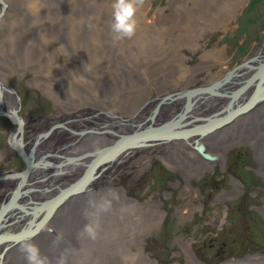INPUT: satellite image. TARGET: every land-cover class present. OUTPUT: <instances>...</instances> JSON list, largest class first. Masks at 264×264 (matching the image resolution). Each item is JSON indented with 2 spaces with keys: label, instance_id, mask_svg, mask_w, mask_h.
<instances>
[{
  "label": "bare ground",
  "instance_id": "1",
  "mask_svg": "<svg viewBox=\"0 0 264 264\" xmlns=\"http://www.w3.org/2000/svg\"><path fill=\"white\" fill-rule=\"evenodd\" d=\"M219 1H223L222 9L225 8V10L223 9L224 16H227L225 20L227 22L224 23L226 25L230 19L229 13L239 2L233 6L232 2L226 3L225 0H204L194 7L196 14L191 16H197L199 12L206 13L210 7L220 4ZM3 2L5 3V7L3 11L1 10L2 13L0 11V25H3L4 22L7 23V29L11 30V36L10 40L8 38L2 40V36H0V61L5 65L10 64L8 68L0 67V85L2 86L0 91V108L8 112V110H16L18 105L17 95H15L13 88L8 84L6 79L8 73L17 74L24 70H32L36 72V78L41 77L42 79L44 76H47L42 75L43 71L50 70L48 72V75H51L49 78L47 76L45 81L42 79L41 82L39 80L35 82L42 85L41 87L52 98L54 97L55 100L61 102L65 108V114L59 111L56 116L47 117L43 126L28 139L25 138L24 119L20 131L16 134L17 138L18 136L20 137L21 148L29 154L31 166L26 174L21 177L12 175L16 172H4L0 174V209L2 206L8 205L11 195L15 193L18 184L19 192H17V200L22 204V208L20 206H8L9 208L4 209V213H2L4 216L0 217V224L2 225L0 226L2 228L0 232L3 233L5 231L9 233V231H18L21 226H24L26 229L28 222L33 216L30 213V206L36 205L38 199H43V202L49 198H54V200L48 201L45 208L39 211L36 219H40L38 221L40 223L34 231L31 232L28 228L26 230L23 229L25 230L23 233L27 231L31 233L15 241H0V252L4 248V251L0 253V264H3L4 253L9 248H11V251L8 253L10 255L8 256L10 262L26 263L24 253L19 250L20 243L26 240L38 245L42 255L48 257L49 264H58L61 258L64 260V264H71V262H75L74 264L104 263L105 258L109 259L107 262L110 261L112 264L129 263L132 244L136 241L138 231L143 229L144 233L148 227H151V224L155 225L158 215L156 210L153 212L149 210L148 205H136L132 201H128L114 187L115 174L130 163V160L135 162L152 157L158 154L160 150L163 152L168 150L167 157L170 160L177 159L180 163L185 164L184 167H188L189 172H197L206 165V162L199 157V154L203 156L202 151H207L211 155L210 160L212 158L220 159V155H223L228 147L245 140L259 153L261 161L260 159L258 161L261 167L264 168V97H261V95L255 101L248 102V105L242 110H236V108V111H234L233 109L234 113L229 112V110L226 111L223 117L225 118L224 120L223 118L214 120L215 122L213 121V123H211L212 120H209L205 125L201 124L203 125H200L201 127L196 126L197 128L194 126L197 124L195 122L194 125L191 124L190 127L184 128V132H180L179 128H174L176 125H180V123H175V119L174 123L176 125L167 122L175 116L174 114L181 110L187 116L205 114L207 118L211 111L225 105L228 98L226 99L223 89L230 85H238L241 78L250 71L246 64L244 67H240L241 69L239 70H236L238 68L235 67L227 74V77L221 78L220 83L217 82L219 85L216 90L217 92H210L209 90L200 92L198 89V93L190 97L188 104L182 102L184 98L181 94L170 95L168 93L159 97L158 100H150L148 95L142 94L140 78L131 77L133 70H131L128 76L129 81L126 80L127 83L123 84L125 80L120 79L122 77L119 73L115 74L116 72L113 70L115 68L114 64H111L110 60H104L103 62L102 55L106 54L104 53L105 50L97 47L94 51V47L98 46L94 42L92 48L88 49L91 51L92 56L98 59L97 68L101 72L98 75H101L98 76L99 78H97L96 82H98V91L102 92V96L98 95V103H96L97 93L94 94V87L84 80L85 77H91V75L90 73H86L85 65L83 66L78 62L73 54H71L73 60H69L67 57L65 59L66 62L59 63L53 67L54 56L49 57V54L42 55L41 50L35 46L31 47L26 44L19 46L20 41L22 42L25 39L24 36L27 34V31L18 16L25 17L14 9L12 10L13 15L11 20H8V22L2 21L1 17L7 7V1L3 0ZM102 6L107 10H111L107 5L102 4ZM191 11H193V8ZM137 14H139L138 16L136 15L137 29L141 31L137 32L138 36L140 38L145 34L146 38L142 39L143 43L141 44L144 49L141 47L137 51H141L140 53L148 51L157 52L158 55H162L166 53L162 50L163 47L167 48L166 50H170V48L174 50V46L163 44L161 39L156 37L157 34L153 35L145 32L146 28L151 29V31L154 30V32L159 31V23H148L149 21H145V17L143 19V14L138 12ZM111 19L112 17L105 16L98 31L72 33V36L69 37L70 41H73V43L77 42L76 45L79 47H82V45L89 47L87 41L96 35L99 42L106 40L119 44V40H115L114 36L109 32L111 30L109 23ZM176 23L174 22L173 24L176 26ZM46 24L41 22L37 27H43L44 32H46L50 30L48 28L50 25L46 26ZM162 29L164 31L172 30L173 26L168 24L162 27ZM52 52L54 53V50ZM65 54L67 55V53ZM107 55L110 54L107 53ZM257 57L260 61L264 60V47ZM214 58L215 55L213 56ZM258 60L253 59L248 63L253 64L256 61L258 62ZM48 62L52 64L53 68L48 67L44 69L46 66H41V64ZM71 62L75 66H72ZM119 64L124 66V63ZM151 66L153 65L151 64ZM70 67H75L74 70H77H75L76 74L84 72V74H79L80 78L77 76L79 78L78 83L75 82L77 77L73 79ZM185 67L193 68L188 65H185ZM115 69H117V66ZM59 70L63 71L60 73L58 72ZM157 74L156 71L150 70L147 82L149 81L154 85H158L160 94L166 89H159L160 85L155 83L158 79ZM257 74H259L258 77L261 79L257 78L252 81L247 79L248 81H245V85H242L243 87L237 91V94L235 93V100L241 97H245L246 99L249 95H252L254 90L258 94L264 93L262 90L264 65ZM249 75L250 72L246 77ZM169 76L177 83L184 82L182 87H187L189 83V78L186 80L185 77L186 73H183L181 76L180 74L175 75V72H171ZM218 78L215 75L213 80H219ZM107 81L110 82L108 83ZM63 86L68 89V93L65 95L66 97L61 98V94L57 89ZM141 94L142 96H140ZM101 100L103 101L102 105H100ZM70 104H74L75 106ZM93 106L99 108L98 111L94 110ZM124 111L131 112L126 113L129 118L118 115L125 113ZM149 111V114H145ZM142 112L144 113V117L141 115ZM63 121L67 122L61 127L56 126ZM166 122L170 125L165 124L162 126ZM199 122L202 121L199 120ZM55 123L58 124L55 125ZM149 124L153 125V127L161 124V127L146 134L148 138L144 140L136 142H134L136 138H123L119 140L123 137V134L146 128ZM107 145L114 146L109 148ZM199 145L201 151L197 147ZM104 146L107 150L106 153H103L105 149L103 152H100V149L104 148ZM148 149H150L149 152L147 151ZM98 150L101 154H98L97 159L107 158L93 166L92 163H95V161L92 158ZM190 151H193L199 158L197 159ZM88 152H94V154H87ZM99 155L101 156L100 158ZM91 159L93 162L89 163ZM87 165H89V168L86 171ZM70 185H74L75 188L67 192L66 195L59 196L61 194L60 191L62 192V189L66 190ZM122 204L125 205L124 208ZM26 208L30 211H25ZM140 209H142L141 213L136 211ZM44 211H47V213L45 212V216L43 215ZM124 213L128 215L123 216ZM136 219H140L143 222V227L140 224L134 223ZM88 223L98 226L95 239L89 238L83 232L85 224ZM48 225L55 231L53 234L47 230H42ZM101 240H115L116 249L123 252L124 258L114 261L113 258L111 259V257L102 252L105 247L101 245ZM140 254L141 259L143 253L140 252ZM251 264H255V262Z\"/></svg>",
  "mask_w": 264,
  "mask_h": 264
},
{
  "label": "rangeland",
  "instance_id": "2",
  "mask_svg": "<svg viewBox=\"0 0 264 264\" xmlns=\"http://www.w3.org/2000/svg\"><path fill=\"white\" fill-rule=\"evenodd\" d=\"M6 1L7 7L1 17L2 21H10L14 9L25 17L18 16L27 31L24 36L25 39L20 41L19 46L23 44L35 46L41 50L42 55L54 56L53 67L66 62L67 57V59L73 60L74 56L78 62L83 66L85 65L86 73L91 75V77H85L84 80L94 87V94L97 93L96 103H98V95L102 96V92L98 91V82H96L98 76L101 75H98L101 73L97 68L98 59L94 58L88 49L92 48L94 42L98 45L94 47V51L97 47L105 50L104 53L106 54L102 55L103 62L110 60L115 68L117 66V69L113 68V70L116 72L115 74L119 73L122 77L121 80H125L123 84L127 83L126 80L129 81L128 76L133 70L131 77L140 78L142 94L148 95L150 100H158L164 94L181 93V90L190 87L209 84L216 80H213L215 75L219 77L218 79L227 77V74L235 67L238 68L236 70L244 67L245 65H241L242 62L251 58L252 60L253 58L257 59V55L264 47V0H225L226 3L232 2L233 6L239 2L229 13L230 19L226 25L224 23L227 22L225 21L227 16H224L223 9L225 10V8L222 9L223 1H219L220 4L210 7L206 13L199 12L197 16H191L196 14L194 7L204 0H144V4L138 13L143 14V19L145 17V21H149L148 23L160 24L159 31L154 32L153 29L151 31V29L146 28L145 32L157 34L156 37L161 39L163 44L174 46V50L172 48L166 50L167 48L163 47L162 50L166 53L162 55H158L157 52L140 53L141 51H137L141 47L144 49L141 44L143 43L142 39H146L145 34L139 38L137 33L141 32L139 29L133 38L119 40V44L106 40L99 42L96 35L87 41L89 47L84 45L79 47L76 45L77 42L70 41L69 37L72 36V33L98 31L104 17H112V9L107 10L102 4L110 7L112 0ZM192 8L193 11H191ZM1 10L2 2L0 1ZM111 21L112 19L109 22L110 25ZM41 22L47 23L46 26L50 25L48 27L50 30L44 32L43 27H37ZM174 22H177L176 26L173 24ZM168 24L172 25L173 29L164 31L162 27ZM109 32L114 36L111 30ZM0 36H2V40L6 38L10 40L11 30L7 29L5 22L0 25ZM69 55L71 56L69 57ZM214 55L215 58L213 59ZM118 62L124 63V66ZM44 64H41V66H46L44 69L52 67L49 62ZM71 65L75 66L72 62ZM185 65L193 68H187ZM0 67L8 68L10 64L5 65L0 61ZM74 68L70 67L73 79L77 76L80 78L79 74H84V72L76 74ZM63 70L58 72L61 73ZM150 70L158 73V79L156 78L155 83L160 85L159 89H166L160 94L158 85L147 82ZM49 71H43L42 75H47L49 78L51 76L48 75ZM171 72L181 76L186 73V80L189 78L187 87H182L184 82L173 81L169 76ZM249 72L251 73V70L241 80ZM36 76V72L32 70L6 75L8 84L11 85L18 98L16 114L27 118L28 121L24 125L26 139L43 126L47 117H54L59 111L65 114V108L61 102L55 100L54 97L52 98L41 87L42 85L35 82L36 80L41 82L42 79L45 81L47 76L42 79L41 77L36 78ZM79 78L77 77L75 82L78 83ZM240 82H237L238 85H241L242 82ZM238 85H230L223 91L234 89ZM57 90H59L61 98L66 97L68 89L65 86ZM237 90L238 88L225 96L226 99L228 98L225 103L229 104L230 107L242 103V97L235 100L236 94L232 95ZM182 96L184 98L182 102L185 103L186 95L182 94ZM102 102L101 100L100 105ZM70 105L75 106L74 104ZM95 108L97 107L93 106V109ZM124 112L118 115L129 118L126 113L130 111ZM149 113L150 111L145 114ZM143 114L142 112L141 115ZM204 115L200 114V116ZM188 117L185 115L181 122L189 120ZM197 121L199 120L194 122ZM16 126L17 124L7 115L0 114V174L21 171L26 166L22 156L8 142L9 134L15 130ZM149 150L147 151L149 152ZM159 152L152 157L135 162L130 160V163L121 168L114 177V187L128 201H132L136 205H148L149 210L152 212L156 210L158 213L155 225L151 224V227H148L144 233L143 229L138 231L136 241L132 244L131 258L127 264H139V262L140 264H203L205 260L211 264H218L220 259L239 255L242 251L240 244H236V251L230 253L224 248L226 243L223 241L220 243L216 254L210 250L207 244L210 242L209 235L212 232L214 234L219 232L215 239V245L213 244L214 249H217L219 241L224 240V233L229 230L226 228L225 221L227 219L228 222L231 218V215L226 216L229 211L227 201L230 198L236 196L241 202L246 196L264 195V168L258 161L260 159L259 153L249 142L243 140L228 147L225 153L220 155V159L209 161L210 159L199 154L206 165L197 172H189L188 167H184V163H180L177 159L170 160L167 157L168 150L166 152L160 150ZM190 153L197 159L199 158L193 151ZM42 200L38 199V201ZM255 200L256 198H254L253 204H256ZM250 202L252 200L246 198V204L248 205ZM122 207L124 208L125 205L122 204ZM136 211L141 213L142 209ZM232 211L233 214H241L236 204L232 205ZM244 212H248L246 205ZM127 215V213L123 214V216ZM240 219L234 216L233 224L243 227V230H248L245 232V236L257 241L259 235L254 223L242 219L243 224H237ZM134 223L140 224L141 227L144 225L140 219H136ZM257 226L264 232V223L260 219H257ZM47 227L52 228L50 225ZM54 232L51 231L50 233L53 234ZM101 241V245L105 247L102 252L111 259L116 261V259L124 258L123 252L116 249L115 240ZM10 251L11 248L4 253L3 264H26L10 262L8 260ZM140 252L143 253V259H140ZM137 255L139 256L137 257ZM108 260L105 258L104 261L102 260L104 263L99 262L97 264H112L110 261L107 262ZM74 263L71 262V264Z\"/></svg>",
  "mask_w": 264,
  "mask_h": 264
},
{
  "label": "flooded vegetation",
  "instance_id": "3",
  "mask_svg": "<svg viewBox=\"0 0 264 264\" xmlns=\"http://www.w3.org/2000/svg\"><path fill=\"white\" fill-rule=\"evenodd\" d=\"M250 60H252V58L251 59H248V60H246L242 65H247L248 66V68L251 70V73H250V75H249V77H244V79H242L241 80V87H243L242 85H245V81L248 79V80H254V79H261L260 77H258V75H257V73H259V68L256 66L259 62L260 63H262V62H264V60H258V57H257V60H258V62L256 61L255 63H253V65L252 64H250V63H248ZM251 74H253L255 77H251ZM220 80H221V78L219 79V80H216V81H213V82H211V83H209L211 86H212V83H214L215 85H218V83H220ZM247 80V81H248ZM218 82V83H217ZM250 83V82H249ZM208 83L206 84V85H209ZM238 85V86H239ZM203 86H205V85H203ZM219 86V85H218ZM236 87V88H234V89H228L227 91H226V93L224 92V94L225 95H227L228 93H230V92H233V91H235L237 88H238V90L241 88L240 86L239 87ZM195 87H199V88H197V90H195V92L192 94V93H189L188 92V89H191V88H195ZM195 87H190V88H187V89H184V90H181L182 92L181 93H178V94H184V95H186L187 93L188 94H190V95H186V97H185V104H188L189 103V97H191L192 95H194V94H196V93H198V91L200 90V92H203V91H201L202 90V86H195ZM211 88V87H210ZM199 89V90H198ZM217 89H215V90H209L210 92H217L216 91ZM237 90V91H238ZM263 92H264V82H263ZM208 91V90H207ZM237 91L236 92H234V94L236 93L237 94ZM186 93V94H185ZM223 93V92H222ZM177 94V93H176ZM176 94H171V95H176ZM255 94H257V96L258 97H260V95H261V97H264V93H261V94H258L257 93V91L256 90H254V92L252 93V95H249L246 99H245V97L244 98H242L243 100H242V102L243 103H241L238 107H237V109L239 108V107H242V106H244L247 102H249V100L252 98V96L253 95H255ZM251 97V98H250ZM188 98V99H187ZM186 101H187V103H186ZM227 104H225V105H223V106H221L219 109H217V110H215L214 112H210L208 115V117H209V119H208V117L206 118V116L207 115H204V116H197V115H189L190 117H189V120L191 119V121L189 122V120H186V121H183V122H181V120H182V118L184 117V115H185V112H182L183 110H181V111H179V112H177L176 114H174L173 116V118L170 120V121H167L168 123H172V125H174L175 123L177 124H179L180 123V125H176L174 128H179L180 130V132H184L185 131V129L186 128H188V127H190L191 126V124L192 125H194V121L195 120H200V121H202V122H199V121H197V124H195L194 126L196 127H201V126H203V125H205V123H207L209 120H212L211 121V123H213V121L215 120H218V119H222L223 117H224V114L226 113V111H228V107H229V105H227ZM227 108V109H226ZM235 108V107H234ZM98 109L99 108H95L94 110H97L98 111ZM187 109V108H186ZM236 109V108H235ZM234 109V110H235ZM236 109V110H237ZM222 110V111H221ZM232 108H231V110L229 109V112H232ZM56 112V111H55ZM180 113V114H179ZM214 114V115H213ZM54 115V114H53ZM183 115V116H182ZM211 115V116H210ZM20 116V115H19ZM198 117H199V119H198ZM205 117V118H204ZM216 117V118H215ZM179 118V119H178ZM193 118V119H192ZM211 118V119H210ZM212 118H214V119H212ZM22 119H23V122H24V119H25V123H24V125L25 124H27V118H23L22 117ZM174 119H175V121H174ZM206 121V122H205ZM214 121V122H215ZM65 122H67V121H63V122H60L59 124L58 123H55V125L56 124H58V125H56V126H62V125H64V123ZM164 123V124H162V126H164L165 124L167 125L168 123ZM175 122V123H174ZM174 123V124H173ZM186 124H188L187 126H186ZM190 124V125H189ZM199 124V125H198ZM201 124H203V125H201ZM161 124H159V125H155L154 127H161L160 126ZM168 125H170V124H168ZM201 125V126H200ZM148 126H151V127H153V125H148ZM211 126V125H210ZM185 128V129H184ZM12 132V131H11ZM115 143H116V141H115ZM109 148L111 147L110 145H107ZM113 147V146H112ZM106 147L104 146V148L102 147L101 149H100V152H103V150L105 149ZM108 149V148H107ZM102 150V151H101ZM106 150V149H105ZM104 150V152L103 153H106L107 152V150L105 151ZM99 152V150L98 151H96V154H94V152H88L87 154H91V153H93L94 154V157L92 158L93 159V161H95V159H97L98 158V154L100 153ZM207 152V151H206ZM102 153V154H103ZM101 154V153H100ZM101 156L99 155V158H100ZM92 159H91V161L89 162V163H92L93 161H92ZM209 159V158H208ZM212 159H214V158H212ZM209 161H211V160H209ZM95 163H96V161H95ZM93 165H94V162L92 163ZM90 166H91V164H89ZM89 165H87L88 167H86V171L88 170V168H89ZM71 186V185H70ZM69 188V187H68ZM68 188L66 189V190H68ZM63 190L64 189H62V192L60 191V193H63ZM66 190H64V192H66ZM15 192H19V184L17 185V187H16V190H15ZM250 194H252V193H250ZM55 196V195H54ZM53 196V197H54ZM232 198H233V200H232ZM232 198H230L228 201H227V204H229V206H227L228 208H229V211L227 212V214H226V216H230L231 215V218H230V221H228L227 222V219H226V221H225V224H226V228H228L229 230H227L226 231V233H224V235H225V238H224V240H221V241H219L218 243H217V249H214V247H213V244L215 245V239H216V236L219 234V232L217 231L215 234H214V232H212L210 235H209V238H210V242L207 244L208 245V247L210 248V250L212 251V252H214L215 254L217 253V251H218V249H219V247H220V243L221 242H225L226 243V245H225V247L224 248H226L227 250H228V252H235L236 251V244H240L241 245V247H242V251H241V253L239 254V255H237V256H231V257H229V258H227V259H220L219 260V263L218 264H235V263H237V262H240V263H242V264H251V263H254L255 262V264H264V232L261 230V229H259L258 228V226H257V219L259 220L260 219V221L262 222V223H264V195H262V196H258V197H256V196H254L253 197V195H251V197H248V196H246L241 202L238 200V197H236V196H234V197H232ZM237 198V199H236ZM246 198L248 199V200H252V202H250L248 205L246 204ZM254 198H256V200H255V202H256V204H253L254 203ZM50 199V198H49ZM49 199H46L45 201H47V200H49ZM52 199V198H51ZM232 202H231V201ZM15 201H17L16 203L18 204V203H20V201L18 202V200L16 199ZM44 201V202H45ZM229 201H230V203H229ZM41 203H43V201H38L37 202V204H41ZM234 204H236L237 205V207L239 208V210L241 211V214L240 213H234L233 214V211H232V205H234ZM244 204V205H243ZM24 205H26V206H28L27 204H24ZM246 205V208H247V211L248 212H244V206ZM25 206V207H26ZM30 207H33V206H30ZM29 210V209H28ZM45 212L46 211H44V213H43V215H45ZM256 213V214H255ZM234 216L235 217H237V218H241L240 219V221L238 220L237 221V224H243V220L242 219H244V221H246V220H249V221H252L253 223H254V225H255V228H256V231H257V233H258V235H259V237L257 238V241H253V239H251V238H247L246 236H245V232L246 231H248V230H246V229H244L243 230V227H239V226H237V225H235V224H233V218H234ZM36 220V219H35ZM38 220V219H37ZM32 222V221H31ZM29 223V224H27V226H26V229L28 228L29 229V226L30 225H34V223ZM36 224H37V222L35 223V225L34 226H32L31 228L32 229H34L35 227H36ZM23 229H25L24 228V226L22 227V228H20V231H25V230H23ZM0 230H1V228H0ZM19 231V230H18ZM17 230L16 231H9V232H18ZM0 233H2V232H0ZM3 233H6L5 231L3 232ZM4 251V248H3V250L0 252V253H2ZM214 254V255H215ZM1 255V254H0ZM205 263H203V264H206V263H208V264H211V262H207L206 260L204 261Z\"/></svg>",
  "mask_w": 264,
  "mask_h": 264
},
{
  "label": "clouds",
  "instance_id": "4",
  "mask_svg": "<svg viewBox=\"0 0 264 264\" xmlns=\"http://www.w3.org/2000/svg\"><path fill=\"white\" fill-rule=\"evenodd\" d=\"M143 4L144 0H112L110 5L112 9L110 28L115 40L131 39L135 36L138 27L136 15ZM97 227L92 223L85 224L83 232L89 238L95 239ZM42 230L53 231L52 228H47V226ZM19 250L24 253L26 264H49L48 257L42 255L38 245L33 242L22 241ZM58 264H64V260L61 258Z\"/></svg>",
  "mask_w": 264,
  "mask_h": 264
},
{
  "label": "water",
  "instance_id": "5",
  "mask_svg": "<svg viewBox=\"0 0 264 264\" xmlns=\"http://www.w3.org/2000/svg\"><path fill=\"white\" fill-rule=\"evenodd\" d=\"M1 2H2V11H3V9H4V7H5V3L3 2V0H0ZM2 11H1V13H2ZM0 13V14H1ZM253 59H255V58H253ZM1 89H2V86L0 85V91H1ZM15 92V91H14ZM15 95H16V93H15ZM264 95V94H263ZM258 96H257V94H255V95H253V97H252V99H250L249 100V102L250 101H255V99L257 98ZM189 99H190V97H189ZM189 101V100H188ZM248 105V102L244 105V106H242V107H239L237 110H242V109H244L246 106ZM17 108H18V105H17V107H16V110H17ZM16 110L15 109H12V110H8V112H6V111H3L1 108H0V114H5V115H7L13 122H15L16 124H17V126H16V128H15V130L14 131H12L11 132V134H9V137H8V142H9V144L12 146V147H14L17 151H18V153L22 156V158H23V160H24V162H25V164H26V166H25V168L24 169H22L21 171H15L16 173L15 174H12V175H14V176H24L25 174H26V172H27V170L29 169V167L31 166V163H30V158H29V154H27L22 148H21V146H20V137L18 136V138L16 137V134H17V132H19L20 131V129H21V124H22V121H23V119H22V117L21 116H19V115H17L16 114ZM234 111H236V110H234ZM234 111L232 110V112L234 113ZM231 112V113H232ZM225 118H223V120H224ZM55 126V125H54ZM159 127H146V128H144L143 130H141V131H139V132H135V134H133V135H130V136H126V137H122L121 139H128V138H136L135 140H134V142H136V141H140V140H144V139H146V138H148V136L146 135V134H148L149 132H151V131H155L156 129H158ZM195 128H197V127H195ZM120 139V140H121ZM119 146V145H118ZM198 148H199V150L201 151V147H200V145L199 146H197ZM204 153V154H203ZM202 154H203V156L204 157H206V158H209L210 159V157H211V155H209L207 152H204V151H202ZM107 157H103V158H101V159H95V161H96V163H94V165H96L97 163H99V162H102V161H104V159H106ZM93 165V166H94ZM75 188V186L74 185H71V186H69V189L68 190H66V192L65 193H61L59 196H63V195H66L67 194V192H70L71 190H73ZM59 196H57V197H59ZM13 197H14V199L15 198H17L18 197V195H17V192L16 193H14L13 194ZM56 197V198H57ZM50 200H54V198H52V199H49V200H47V201H45V202H43V203H41V206L40 207H37V209H39V210H41L42 208H45V205L47 204V202L48 201H50ZM16 205H17V203H13V204H8V205H5V206H2L1 207V209H0V217L1 216H4L2 213H4V209H6V208H9V207H11V206H14V207H16ZM9 206V207H8ZM22 207V206H21ZM46 213H47V211H46ZM45 213V214H46ZM45 216V215H44ZM31 223H33V221L31 222ZM39 223L40 222H38L37 224H36V227L34 228V229H32L31 227L32 226H34V225H31V226H29V231H34L36 228H37V226L39 225ZM0 226H2L1 224H0ZM24 232V231H23ZM23 232H20V233H16V234H11L10 232L9 233H1L0 234V241L1 240H13V241H15V240H18V239H20V238H22V237H24V236H26V235H28V234H30L28 231L26 232V233H23ZM23 233V234H22Z\"/></svg>",
  "mask_w": 264,
  "mask_h": 264
}]
</instances>
